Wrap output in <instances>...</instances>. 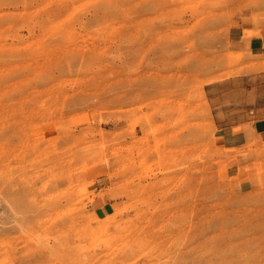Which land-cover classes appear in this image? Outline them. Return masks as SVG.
Listing matches in <instances>:
<instances>
[{
    "label": "rangeland",
    "instance_id": "rangeland-1",
    "mask_svg": "<svg viewBox=\"0 0 264 264\" xmlns=\"http://www.w3.org/2000/svg\"><path fill=\"white\" fill-rule=\"evenodd\" d=\"M241 13L264 0H0V264H264V137L219 138L264 115Z\"/></svg>",
    "mask_w": 264,
    "mask_h": 264
},
{
    "label": "crops",
    "instance_id": "crops-1",
    "mask_svg": "<svg viewBox=\"0 0 264 264\" xmlns=\"http://www.w3.org/2000/svg\"><path fill=\"white\" fill-rule=\"evenodd\" d=\"M225 45L230 51L245 57L264 59V24L255 23L246 13L237 15L225 33ZM236 126L241 127L236 131ZM252 136L264 137V115L254 120H240L237 124L222 128L219 138L224 147L236 148L244 145ZM108 205L111 207L112 202L107 201L102 205L103 212L107 211Z\"/></svg>",
    "mask_w": 264,
    "mask_h": 264
}]
</instances>
